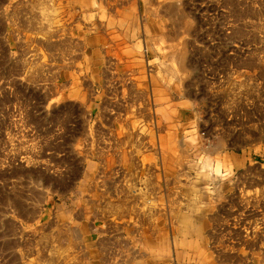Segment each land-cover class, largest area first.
Wrapping results in <instances>:
<instances>
[{"label":"rangeland","instance_id":"rangeland-1","mask_svg":"<svg viewBox=\"0 0 264 264\" xmlns=\"http://www.w3.org/2000/svg\"><path fill=\"white\" fill-rule=\"evenodd\" d=\"M126 9L137 20L129 28ZM169 108L173 119L162 120ZM133 118L155 132L174 122L177 131L161 136L172 130L179 146L193 124L204 148L226 136L225 151L242 163L186 152L176 172L162 173L157 140L140 154L129 141L132 157L100 174L96 151L112 150ZM130 193L147 194L133 200L154 207L148 224L106 206ZM184 215L209 221L203 261L177 230ZM69 228L111 242L108 264L150 250L163 253L157 264L262 263L253 256L264 255V0H0V264H40ZM141 232L159 242H142Z\"/></svg>","mask_w":264,"mask_h":264},{"label":"bare ground","instance_id":"bare-ground-1","mask_svg":"<svg viewBox=\"0 0 264 264\" xmlns=\"http://www.w3.org/2000/svg\"><path fill=\"white\" fill-rule=\"evenodd\" d=\"M76 1H78L84 7L89 6V0H76ZM168 10H169V14H171L170 16H173V18L176 19L175 20L176 22L177 19L179 18L178 16H180L179 12H177L175 7H173L172 5L168 6ZM124 16L125 18L123 22L126 23L128 28L130 26V23L131 25L135 23L137 24L136 17H134L136 15L132 10L126 9L124 11ZM134 19L136 20V22L134 21ZM181 19L183 20L184 17H181ZM186 22L187 23L186 25H184V27L188 29L191 22L187 19H186ZM170 48L171 46L169 47V49ZM185 54L183 52H177L173 54L172 60L179 62L181 67H183L184 62L186 60ZM170 67L171 66L169 65H165V76L167 78L173 75L174 67L172 69ZM174 80H180V79L174 78ZM235 83H237L238 88L240 89L239 82L235 81ZM172 86H174V84ZM241 87H243L245 91L250 90V85L246 81L241 84ZM223 90H224L223 91L224 93H226L227 91L231 95V90L229 87H224ZM163 91L164 90L160 91L161 94L158 92L159 94L158 96L162 97ZM224 95L227 97V94H224ZM229 101L227 102V104L229 103ZM160 115H161L162 120L163 119L164 120L173 119V116H172L173 113L170 112V108L167 111L161 110ZM118 123L120 127L125 126L124 124L120 122V120L118 121ZM173 123L174 122L169 123V125L166 124L167 125L166 127H162V128L159 127V131L155 132L149 126H144V123L142 124V122H140L139 119L133 118V120L130 123V130L128 129L125 130V132H123L124 136L122 138L120 135L121 132H119L118 130V135L120 137L114 140L115 143L113 145L112 150H114L115 152L119 151L121 152V154L119 153L115 155V153H109L112 150L107 151V150H103V148H100L96 151L95 153L96 157H93V159L96 161H100L101 166H98V170L100 171L99 173L102 174L103 170H107L108 168H110L113 163L117 162L116 160H120V161L123 160V162H125L126 160L124 156H127V153L129 157H132L131 153L123 150L125 143L129 141H131L132 143H135L136 145L134 153L136 152L140 154L142 150H145L144 148L147 147V144H151V142H153L154 140L155 141L157 140L158 145L161 148V159H160L161 170L160 172L162 173H165V170L168 172H171V171L176 172L177 168L175 167H178V165H182L183 164L182 162L186 163L182 158V154H185L186 152H187V156H189L190 159H192V155L195 156L194 152L196 153L205 152V153H210L213 156H216V158L225 165L240 166V164L242 163V159L239 155L229 150L225 151L224 146L225 145L228 146V143H225V140H224L226 136H223V135L218 136L217 134L216 136H214L215 142L210 144L212 146L209 147L208 149L204 148L205 139H204L202 129L201 127H198V125H195V124L192 125L193 130L190 127L191 128L190 131L191 132L193 131L192 137L189 139V141L186 144L185 142L184 143L181 142L179 146L178 141H176V133L172 132V130L177 131L175 130V125ZM165 129H169V130L172 129L171 130L172 134L168 133L166 137L164 135L161 136V134L165 132ZM145 134L146 136H144ZM160 137L162 138L160 139ZM190 147L195 148V150L192 151V153L189 150ZM142 159L144 161L152 160V158L151 157L149 158L148 155L142 156ZM103 163L106 164L107 166L106 168L103 166ZM88 170H89L88 173L90 174L97 172L95 171V166H91V165L88 167ZM88 178L90 179V177ZM106 183L107 185H109V182L107 180H106ZM142 183L145 185V188L148 189L149 183L148 182H142ZM140 196L142 197H139L138 195H134L133 193L126 194V195L121 196V198L117 202L113 200L107 201L106 206L111 207V205H114L116 209L126 210L125 208H127L131 212H134V214L139 213L140 214L139 217L143 221V224L144 223L148 224L151 221V214H152L154 207L151 206L150 202L149 203L144 202L143 205H140V204L135 205L134 200H137V202H139L138 200L140 198H142L141 199L142 202H143V199L145 201H149L147 194H142ZM91 208H94L93 202L88 203L87 209H91ZM184 216H180L179 225H178L177 230L182 235H186V234L191 235V239H190L187 249H190V250L193 249V253H194L193 257L199 261H203L204 253L206 252V250L204 251L203 245L201 242L203 241V244H206L205 241H206V238H208L207 236L209 235V232H210L208 230L209 225L208 227L206 225L209 223V221L207 223L206 218L205 219L200 218L198 219L199 221L197 222L198 225H196L193 223L190 216H187V215H184ZM72 229L71 228H69L68 230L62 229L61 231H59L60 234H58V239L60 241H59V244H56L52 247L51 252H53V254L49 257L44 256L43 258H37L36 260L37 261L40 260V264H108L109 263V259H108L109 256H108L107 249L109 248V246L112 245L111 242L104 240V239H96V238H89L87 236H79ZM205 230H206V234L204 236ZM140 238L142 242H145L146 244L150 246H151L150 242H153V244L155 243L156 240L159 242V240L155 238L153 234L146 236L143 232H141ZM179 239L181 240L182 238H179ZM63 240H65V243H62ZM219 256H223L221 258H224V260L226 261L230 258L229 255H219ZM138 257H141L143 261L134 260L132 261L131 264H157L156 260H158L159 258H163V253L161 251H151L150 250L149 253L148 252L143 253V255L138 256ZM253 257H254V260H258V262H262L261 264H264V255H262V253L257 251V253ZM212 259L213 261L217 260L214 257H212ZM220 261L221 260H217L218 263H220Z\"/></svg>","mask_w":264,"mask_h":264}]
</instances>
